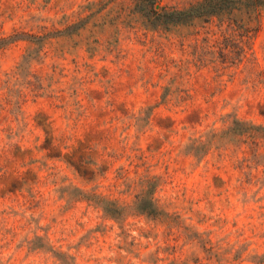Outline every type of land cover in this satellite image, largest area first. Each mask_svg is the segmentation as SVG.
Returning a JSON list of instances; mask_svg holds the SVG:
<instances>
[{"label":"rangeland","instance_id":"1","mask_svg":"<svg viewBox=\"0 0 264 264\" xmlns=\"http://www.w3.org/2000/svg\"><path fill=\"white\" fill-rule=\"evenodd\" d=\"M156 11L0 0V264H264V12Z\"/></svg>","mask_w":264,"mask_h":264},{"label":"trees","instance_id":"2","mask_svg":"<svg viewBox=\"0 0 264 264\" xmlns=\"http://www.w3.org/2000/svg\"><path fill=\"white\" fill-rule=\"evenodd\" d=\"M147 2L148 6L156 8L155 12L158 15L160 23L164 24H188L196 19H211L218 18L220 21H230L234 23L238 28H244L247 31L255 30L260 23V16L264 12V0H197L195 3L190 4L184 8L164 9L158 8L156 0H141ZM76 26V25H75ZM74 27V26H73ZM23 35V36H22ZM48 38V35L37 34H15L8 37L0 38V49L8 46L17 39H27L32 43L28 51L24 56L22 64L30 65L33 60L41 56V47L45 43L44 40ZM237 123L244 124L236 120ZM248 130L239 132L240 135H244L251 129H258L259 126L249 125ZM235 127L232 131H235ZM250 134L252 132H249ZM209 138L204 142L207 144L211 140L216 138L215 132L211 133ZM195 146H200L201 141L194 139ZM140 202H138L139 209L143 211L142 205L146 204V207L152 206L153 211H157L154 207L152 199L148 198L146 193ZM107 210V209H106Z\"/></svg>","mask_w":264,"mask_h":264}]
</instances>
